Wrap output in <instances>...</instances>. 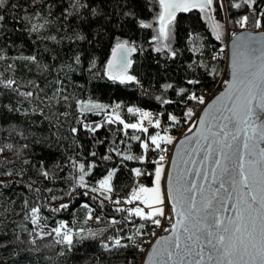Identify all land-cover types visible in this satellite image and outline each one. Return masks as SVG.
<instances>
[{"label": "snow or ice", "instance_id": "6c2138e0", "mask_svg": "<svg viewBox=\"0 0 264 264\" xmlns=\"http://www.w3.org/2000/svg\"><path fill=\"white\" fill-rule=\"evenodd\" d=\"M228 3L247 9L231 20L241 30L234 28L230 36L225 34L228 18H218V12L226 8L225 0H151L147 3L151 19L137 11L136 0H0L4 48L16 47L10 35L22 30V24L30 35L47 31L48 40L68 42L59 64L55 61L60 52L55 49L49 62L42 61L37 52L10 55L0 49V59L5 60L9 73L0 72V85L15 95V103L7 105L10 112L29 117L38 113L41 119L37 123L47 121L49 128L55 129V142L51 132L41 139L42 134L31 128L17 126L8 131H18L24 138L27 131L37 136V143L47 142L50 147L55 143L63 149L66 156L51 166L44 160L38 162V176L54 182L65 180L67 190L45 189L51 200L69 197L52 205L40 188H33L37 179L28 177L26 187L34 199L25 194L20 210L23 219L13 229L19 228V232L11 242L0 241V249L15 244L0 264H8L9 257L12 264H25L41 249L51 250L57 244L63 245L59 252L63 255L74 250L80 240L97 235L101 236V249L114 258V264H264V0ZM193 10L211 23V35L221 42L220 50L205 61L204 46L192 43L191 50L199 55L187 63L184 83L177 85L169 78L155 96L161 104L176 105L175 109L164 108L158 114L124 101L108 104L91 97L77 98L75 87L69 91V84H77L73 73L95 75L97 69L111 81L141 84L134 71L133 53L143 52L145 43L131 38L129 25L150 27L153 34L148 39L154 43L148 47L165 59L176 58L180 52L172 41L178 37V13L191 14ZM53 25L58 26L55 32ZM187 33L188 41L199 36L193 28ZM226 40H230V56L225 52L229 47ZM101 50H105L103 59L96 54ZM220 56L227 61L222 70L215 66ZM16 59L49 74L54 66L51 93H45L37 79L16 76ZM210 63L214 65L211 71ZM204 76L219 85L211 99ZM62 104L63 112L59 111ZM73 106L78 115L69 122ZM86 112L99 113L101 120H90ZM65 123L69 124L67 134L60 131ZM105 126L110 138L99 135L98 130ZM133 142L138 143L139 152L133 151ZM106 143L108 147L101 153L99 146ZM5 147L14 146L8 142ZM4 150L0 147V152ZM65 167L69 171L61 177ZM125 169L128 183L118 184ZM7 174L25 175L12 168ZM24 182L0 181V185ZM91 193L97 195L91 196V202L81 200L80 205L86 208V220L110 222L104 226L111 229L106 235L104 230L76 227L75 216L69 221L55 215L70 210L74 195L87 197ZM94 204L99 205L96 210L100 215H95ZM45 205L52 215L45 214ZM108 208L113 210L111 214L104 211ZM32 264H39L38 257Z\"/></svg>", "mask_w": 264, "mask_h": 264}, {"label": "trees", "instance_id": "16d2710c", "mask_svg": "<svg viewBox=\"0 0 264 264\" xmlns=\"http://www.w3.org/2000/svg\"><path fill=\"white\" fill-rule=\"evenodd\" d=\"M151 0H147L150 3ZM137 11L140 12L145 19H151V9L147 6L146 0H136ZM226 12L228 19L231 22L232 19L239 18L240 15L246 11V7L241 9H236L231 7L229 3L226 4ZM222 9L218 12V18H222ZM179 26H178V37L173 39V46L176 47L180 55L176 58L165 59L163 56H158L148 44H152V41L148 37L153 34V30L149 28H140L139 26L133 27L131 24V38L135 39L137 43H145V48L143 52L133 53L135 59L134 71L135 74L141 79V84H136L135 82H129L128 84H120L119 82L111 81L110 79L104 78L99 74L97 69V74H89L88 71L73 73V78L77 82L76 85L69 84V91H72L75 87L77 98L83 97L85 99L91 97L93 99H99L103 103H116L119 101H124L125 104L131 103L136 104L141 107H147L150 110L160 113L162 109L167 108L169 111L176 108V105H164L160 101L155 99V96L160 93V85L171 78L176 82L177 85H182L184 83V74L187 63L190 59H193L199 55V53L193 52L191 50L192 43L203 45L201 52L204 53L203 59L207 60V57L215 54L216 51L220 50V41H217L214 36L211 35V30L205 20H203L198 15V10H193L191 14L188 13H178ZM11 20V18H9ZM56 25H53L52 31L57 30ZM25 25H21L20 31L13 32L10 38L15 42V48H4V40L0 38V49L8 51L10 55H18V52H23L25 55L32 52H37L42 61L49 62L52 61V50L60 52V58L55 61L59 64L61 60L64 59V51L68 50V42L65 40L63 43H57L48 40L46 37L49 35L47 31L37 33L35 36L30 35L25 29ZM193 28L196 33H199L198 37L193 38V41L187 40V29ZM127 31L124 35L127 36ZM60 35H64L61 31ZM86 46V45H85ZM48 49V51H45ZM104 51L101 50L96 54L104 57ZM3 55V51H0V56ZM12 61L9 60L8 63ZM102 62V61H101ZM16 63L19 64V68L16 70L15 75L23 79H37L40 81L41 87L44 88L45 93H51L53 77L56 76L54 70L51 74L48 71H37L36 65L27 61L16 59ZM25 64H29V67H25ZM226 60L224 56H220L216 65L220 70L224 68ZM213 64H209L208 70L211 71ZM86 67V66H85ZM6 64L4 59H0V72H5V75L9 73L5 70ZM203 84L209 89V93L212 92L216 85L208 76H204ZM47 85V87H45ZM82 85V87H80ZM142 85V86H141ZM44 93H42L43 95ZM169 94L174 95V93L169 92ZM10 103H15V95L11 92L6 91L2 85H0V147L5 148L4 151L0 152V181H14V180H24V183H9L6 186L0 185V241H12L16 232H19V228H16V232L13 231L14 227L18 225L23 219V212L20 211L23 208L22 201L27 194L29 200L34 199V193L31 192L27 187L26 183L30 182L27 180L28 177H33L37 179V183L33 185V188H40L41 193L48 196V203L52 205H60L64 200L68 199V196H64L62 199L51 200V197L45 191L48 187H53L59 190L63 187L67 190V184L65 180L58 179L55 182L51 179L45 180L43 177L38 176L39 168L37 164L39 161L44 160L46 165L51 166L55 161L60 160L62 156H66L63 149L56 147L55 143L53 146H49L47 142L37 143L36 135H30L25 131V136L21 137L18 131L15 133H10L8 129L10 127L23 128L25 130L31 128L33 133L42 134L41 139L48 137L50 132L53 133L52 140L55 142L56 137L54 135L55 129L49 128L48 122L45 121L43 124L37 123L41 117L40 115L34 114L31 117L25 116L20 112H10L7 105ZM126 114V108L122 109ZM47 111V109H46ZM59 111H65L63 104L60 106ZM179 114V113H178ZM78 115L76 113L75 107L73 106L70 114L67 118L69 122L72 121L74 116ZM85 116L89 117L90 120L100 121L101 115L99 113H85ZM62 120L64 117H60ZM163 119L166 121L167 117L164 116ZM69 127L68 123L64 124V127L60 129L62 133L67 134V129ZM112 127H115L113 125ZM122 127V125L120 126ZM154 130V126H153ZM101 138L111 137V133L108 130V126H105L103 130H98ZM131 132L132 130H127ZM139 134V133H137ZM82 135V133H81ZM123 135V133H121ZM10 142L14 147L7 148L5 144ZM60 143H64L63 140ZM87 143V142H86ZM136 146L133 148L134 152H139V145L133 142ZM21 145H26V147L21 148ZM108 147V144L99 146V151L102 153ZM71 150H74V146ZM23 152L24 155H14V153ZM5 161H7L5 163ZM132 166H136L135 162H128ZM15 169L16 172L21 170L24 171V177H19L18 175H8V169ZM69 169L65 167L62 172L59 173L61 177L66 176ZM97 172L100 171L99 168L96 169ZM128 176L127 169L123 170L120 174V178L117 181L120 183H128L126 177ZM78 191L83 192L85 189L79 188ZM119 191V189H117ZM57 196L60 195L59 191H56ZM97 195L91 193L90 196L76 197L73 196V202L69 206L70 210H64L58 212L55 215L59 218L67 219L69 221L73 220V216L76 219V227L84 228L85 230L91 229L95 232H100L104 230V234L111 229H104L105 225L110 222L107 219L101 221L88 222L86 220V208L80 205L81 200H89L91 202V196ZM41 202V201H36ZM42 203V202H41ZM99 208L98 204H94L95 215H100V211L96 209ZM46 215H52L45 205L44 208ZM107 214H111L113 211L111 208L104 210ZM117 216L119 214L117 213ZM24 223H29L24 221ZM29 227L32 225L29 223ZM26 235V234H25ZM100 235L95 238L86 237L76 243L74 250L65 251L63 255H60V249L63 245L57 244L55 248L41 249L39 253L34 254L33 257L25 262V264H32V261L38 257L39 264H114V258L109 254L105 253L100 245L99 239ZM15 244L9 243L6 248L0 249V260L5 256H8L9 250L14 249ZM23 260L24 257L22 256ZM8 264H12V258L9 257Z\"/></svg>", "mask_w": 264, "mask_h": 264}, {"label": "rangeland", "instance_id": "374dc122", "mask_svg": "<svg viewBox=\"0 0 264 264\" xmlns=\"http://www.w3.org/2000/svg\"><path fill=\"white\" fill-rule=\"evenodd\" d=\"M225 4H226V1H225ZM222 12H223V16H222V18H219V19H221V20H224L225 18H228V15H227V12H226V10L225 9H222ZM238 19V18H237ZM229 20V19H228ZM206 23H207V25L209 26V28H210V30L212 31V27H211V23L209 22V21H205ZM231 27H233V24L229 21V23H228V25H227V31H226V35H228V29L230 30V28ZM225 43H227L228 42V40H226V41H224ZM152 43H154V42H152ZM172 43H173V41H172ZM225 52H226V49H225ZM207 60H208V58H207ZM217 86H219V85H216V87ZM215 87V88H216ZM208 95H209V99L212 97V95H211V92L210 93H208ZM56 206H57V204H56ZM88 221V220H87ZM92 222H94V220H92Z\"/></svg>", "mask_w": 264, "mask_h": 264}, {"label": "built area", "instance_id": "2783aa9c", "mask_svg": "<svg viewBox=\"0 0 264 264\" xmlns=\"http://www.w3.org/2000/svg\"><path fill=\"white\" fill-rule=\"evenodd\" d=\"M225 1H226V3L228 2V0H225ZM234 28H235V30H237V31L241 30V29L239 28V25H235V26L231 27L230 30L228 29V35H227V36H230L231 31H232ZM207 58H209V57H207ZM218 87H219V86H217V87L211 92V95L214 94L215 90H216ZM88 222H92V220H90V221L88 220Z\"/></svg>", "mask_w": 264, "mask_h": 264}, {"label": "water", "instance_id": "95a60500", "mask_svg": "<svg viewBox=\"0 0 264 264\" xmlns=\"http://www.w3.org/2000/svg\"><path fill=\"white\" fill-rule=\"evenodd\" d=\"M227 44L229 45V47L226 49V53H228V55L230 56V40H228ZM226 63H227V61H226ZM172 152L174 153V149L172 150Z\"/></svg>", "mask_w": 264, "mask_h": 264}]
</instances>
